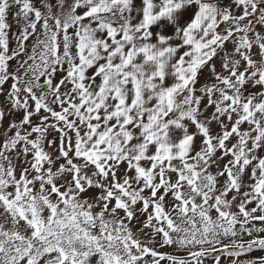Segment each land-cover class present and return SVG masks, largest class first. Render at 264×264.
I'll return each mask as SVG.
<instances>
[{
  "label": "snow or ice",
  "instance_id": "snow-or-ice-1",
  "mask_svg": "<svg viewBox=\"0 0 264 264\" xmlns=\"http://www.w3.org/2000/svg\"><path fill=\"white\" fill-rule=\"evenodd\" d=\"M0 95V264L264 250V0H0Z\"/></svg>",
  "mask_w": 264,
  "mask_h": 264
},
{
  "label": "rangeland",
  "instance_id": "rangeland-1",
  "mask_svg": "<svg viewBox=\"0 0 264 264\" xmlns=\"http://www.w3.org/2000/svg\"><path fill=\"white\" fill-rule=\"evenodd\" d=\"M13 11H15V9H13ZM9 23L13 24L12 27V32H17V27L15 25V23L13 22V18L12 15H9ZM14 41L10 44V47H14ZM17 63V61H11L10 64L12 66H15V64ZM203 79V78H202ZM10 83V82H9ZM8 85H5V88H7ZM4 96L0 95V106H3L4 104ZM22 116V113H16L14 116H8L6 117L5 121H4V126H7V123L9 120L11 119H19ZM52 137L49 136V139H51ZM197 143H199V141H197ZM50 150V149H49ZM253 205H250L249 207H251ZM141 219H143V217H141ZM133 223L135 224V221H133ZM256 227H264V225H262L260 222H255ZM137 227H139V225H137ZM254 235H258L261 237H264V232H260V233H254ZM141 239H144V237L141 235L140 237ZM245 240L250 239V237L245 236L244 237ZM225 243H227V241H225ZM149 246H154L159 252L162 253H167L169 255H174L178 258H188L191 259L190 257H188V253L186 250L184 249H179L177 248L175 245L172 246H160V238L156 237L155 243L154 244H150ZM217 255V253H212L210 255H207L205 257L202 258V264H216V261L214 259V257ZM260 257H264V250L261 249H254L251 252H247L243 255H241L240 257L236 258V257H229L226 255H221L220 256V262L219 264H232L233 260L237 261V264H240V262H244V261H249V260H258V258ZM150 259V258H148ZM161 264H169V261L165 260V261H161Z\"/></svg>",
  "mask_w": 264,
  "mask_h": 264
}]
</instances>
